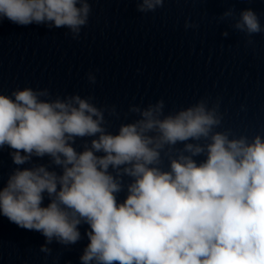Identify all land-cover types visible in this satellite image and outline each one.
Here are the masks:
<instances>
[{
    "label": "clouds",
    "instance_id": "clouds-1",
    "mask_svg": "<svg viewBox=\"0 0 264 264\" xmlns=\"http://www.w3.org/2000/svg\"><path fill=\"white\" fill-rule=\"evenodd\" d=\"M164 3L138 0L137 11L154 12ZM90 13L88 0H0V22L67 28L73 39ZM232 17L228 9L220 19ZM196 27L185 22L186 29ZM231 27L248 44L264 32L251 8ZM88 80L96 82L92 73ZM50 95L30 87L0 94V149L10 148L17 166L49 158V164L15 168L0 190V214L40 232L41 252L51 254L47 245L54 240L76 244L79 226L87 224L81 264H264V136L216 131L219 103L209 107L206 99L169 114L163 100L130 106L139 118L113 134L105 111L119 118L115 107L99 108L91 96Z\"/></svg>",
    "mask_w": 264,
    "mask_h": 264
}]
</instances>
